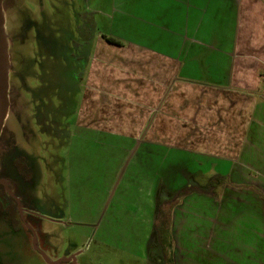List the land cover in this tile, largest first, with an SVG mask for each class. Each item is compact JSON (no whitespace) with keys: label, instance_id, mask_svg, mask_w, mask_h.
Wrapping results in <instances>:
<instances>
[{"label":"crops","instance_id":"0c3cea01","mask_svg":"<svg viewBox=\"0 0 264 264\" xmlns=\"http://www.w3.org/2000/svg\"><path fill=\"white\" fill-rule=\"evenodd\" d=\"M114 5L111 26L94 39L81 78L75 125L82 130L78 139L105 137L102 149L114 153L105 198L127 179L124 190L133 211L117 213L129 223L118 229L151 232L159 171L169 172L182 160L172 153L225 161L234 169L240 162V181L257 183L259 192L243 193L231 205L238 216L232 214L231 223V215H223L221 228L227 238L240 229L251 239L238 250L213 231L211 238L226 246L223 253L210 252L204 243L208 257L193 264H264V0H114ZM253 168L257 181L249 177ZM179 210H172L170 226L184 228L187 216Z\"/></svg>","mask_w":264,"mask_h":264},{"label":"rangeland","instance_id":"374dc122","mask_svg":"<svg viewBox=\"0 0 264 264\" xmlns=\"http://www.w3.org/2000/svg\"><path fill=\"white\" fill-rule=\"evenodd\" d=\"M20 1L13 5L14 9L8 5L4 11L9 53L19 52L18 57L14 55L15 59L11 57V66L16 71L9 75V89L14 87L16 94L24 98L30 114L33 113L32 107L39 104L36 103L38 98L40 104L45 102L50 107L47 109L49 113L44 114V130L35 129L37 135L32 148L38 163L35 190L38 220L42 231L52 235V247L44 254L58 259L75 254V264H152L144 257V236L150 232L126 233L119 230L129 224L127 220H121L120 214L124 210L133 211V206L128 205L130 192L124 190L127 179L123 178L115 193L113 187L105 198L104 183L113 165L111 158L114 153L102 149L106 144L105 137H92V140L88 136V141L78 139L82 130L77 132L75 125L77 110L81 108V78L86 71L88 57L93 53L94 39L108 32L111 26V17L115 14L114 0ZM23 23H28V27ZM32 23L42 25L48 31H45L44 39L48 38L51 45H45L44 39L41 45L35 41L30 29ZM34 42L39 44L37 48ZM55 52L58 54L56 61L52 57ZM36 60L42 67L36 65ZM22 73L29 87H36L30 93L18 91V74ZM36 80L43 82L38 85ZM40 84L44 87L41 88ZM9 97L11 99L10 93ZM11 101L14 103L13 94ZM19 101L22 103L21 99ZM171 157L182 160L174 165L177 168L171 170L178 176L172 172L168 174L170 183L166 184V189L175 192L171 194L172 201L163 203L161 208L168 215L180 208L178 213L186 214L188 222L184 228L173 225L167 230L158 228L157 242L154 240L153 243L160 245L165 264H173V261L193 264L199 258L203 260L207 256L204 253L206 248L202 246L204 243L210 247V252L222 254L226 246L214 241L209 233L214 231L220 239L223 236L222 216L231 215L228 221L232 223V214L238 216L239 211L231 205L248 190L258 193V184L240 181L239 171H243L239 167L240 162L234 169L225 161L200 156L172 153ZM181 169L187 173L186 176ZM257 171L254 168L250 170L251 180L257 181ZM217 176L221 179L218 180ZM197 185L208 186L209 189L203 193ZM130 190L134 197H138L133 187ZM162 194L166 196V191ZM162 194L159 193L160 198ZM118 220H121V225ZM1 229L5 230L4 227ZM227 236L229 238L223 236V239L234 242L238 250L242 249L243 242L251 239L240 229H232ZM0 259L3 264H45L40 254L32 250L29 236L24 241L21 235L11 236L3 232Z\"/></svg>","mask_w":264,"mask_h":264},{"label":"flooded vegetation","instance_id":"af4514ba","mask_svg":"<svg viewBox=\"0 0 264 264\" xmlns=\"http://www.w3.org/2000/svg\"><path fill=\"white\" fill-rule=\"evenodd\" d=\"M17 2L21 3L22 1L4 0V6L7 7L12 4L13 7ZM23 24L24 27H28V23ZM46 26L48 27V25ZM30 29L33 30L32 35H34L35 41L40 44L47 30L43 28L42 25H37L35 23H32ZM21 30L24 31L25 29L22 27ZM44 42L45 45L50 44L48 38L44 39ZM39 44L34 42L36 48ZM18 53V51L14 52V55L18 57ZM12 55L11 57L15 59L14 55ZM52 57H54L55 61L58 60L57 52L52 53ZM61 59L64 60V58ZM36 65L42 67L39 61H37ZM15 71L16 70L13 69L11 74H15ZM18 75L19 92L22 90L25 93H30L36 88L35 86H31L32 88L29 87L26 81L23 80V73ZM36 81L39 85V83L43 81L47 82L48 80L43 79V81ZM40 86L41 88L44 87L41 84ZM9 93L11 94V99L9 97L10 105L0 135V229L2 227L5 228V230H0V239L2 232L11 236L16 234L21 235L24 241H26V238L29 236V238H31L32 250L38 252L33 248V238L35 237V243L41 251H50L52 247V235L42 231V225H40L41 223L38 220L40 215L35 205L38 203L35 191L37 186L36 170L38 163L36 162L37 157L32 153L37 135L35 129L38 128L40 131L44 130L43 123L46 120L44 114L49 113L47 109L50 107L45 102L40 104L41 102L38 98L36 103L39 104H36L34 108L31 105L33 113L30 114L28 110L29 105L24 102V98L20 94H16L14 87L9 89ZM12 94L14 103L11 101ZM20 99L22 103H20ZM17 100L19 102H17ZM11 121H13L12 124L10 123ZM70 256L71 255H66L59 259L68 258ZM49 259L51 261L59 260L58 257ZM0 264H3L2 259H0ZM59 264L71 263L62 261Z\"/></svg>","mask_w":264,"mask_h":264},{"label":"trees","instance_id":"16d2710c","mask_svg":"<svg viewBox=\"0 0 264 264\" xmlns=\"http://www.w3.org/2000/svg\"><path fill=\"white\" fill-rule=\"evenodd\" d=\"M103 38H105L108 42L116 44V42L110 37L105 36ZM175 168H177V167L176 166H170L169 172H168V169L160 170L159 174H158V185H157L158 190L155 194L156 200H155V210H154V218H153L154 223H153L152 230L150 232V235L148 238V244H147V249H148V255H147L148 260L147 261L152 263V264H165L166 263V260L162 257L160 245L158 244L156 246L155 243H153V241L155 240L157 242L158 228L167 230L170 227V215L163 212L161 207H162L163 203L172 201L173 195H171V194L172 193L175 194V192L170 191L169 188L166 189V184L170 183L167 179V176H169L168 174H170V172H172L171 170L175 169ZM181 171L183 172V175H185V176L187 175V173L184 170L181 169ZM181 171H179V172H181ZM167 172H168V174H167ZM172 174L174 176L175 175L178 176V173L174 174L172 172ZM217 179L218 180L221 179V176H217ZM217 179L215 181H217ZM196 187L199 191H201L203 193H206V191L209 189L208 186L202 187L200 185H197ZM164 191H166V196H164V194H162V193H164ZM159 193L162 194L163 199L159 197ZM156 247H158L157 250L153 251L152 249H154Z\"/></svg>","mask_w":264,"mask_h":264},{"label":"water","instance_id":"95a60500","mask_svg":"<svg viewBox=\"0 0 264 264\" xmlns=\"http://www.w3.org/2000/svg\"><path fill=\"white\" fill-rule=\"evenodd\" d=\"M12 7V4H11ZM12 9H14L12 7ZM5 6L4 0H0V135L2 133L4 122L7 117L9 100V75L12 71L11 54L9 53L8 36L5 28ZM35 238V237H34ZM33 238V248L38 251L45 264H59L60 262H70L75 264V254L68 258L51 261L35 243Z\"/></svg>","mask_w":264,"mask_h":264}]
</instances>
